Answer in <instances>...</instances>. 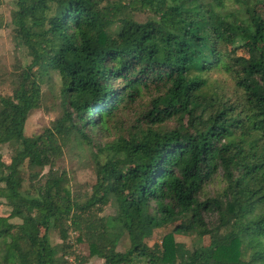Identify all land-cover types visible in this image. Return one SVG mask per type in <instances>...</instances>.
Masks as SVG:
<instances>
[{
  "label": "trees",
  "instance_id": "obj_1",
  "mask_svg": "<svg viewBox=\"0 0 264 264\" xmlns=\"http://www.w3.org/2000/svg\"><path fill=\"white\" fill-rule=\"evenodd\" d=\"M10 25L26 62L0 75V264H87L72 234L104 264H264V0H16ZM56 78L70 112L28 137ZM71 146L96 176L81 198L57 167Z\"/></svg>",
  "mask_w": 264,
  "mask_h": 264
},
{
  "label": "rangeland",
  "instance_id": "obj_2",
  "mask_svg": "<svg viewBox=\"0 0 264 264\" xmlns=\"http://www.w3.org/2000/svg\"><path fill=\"white\" fill-rule=\"evenodd\" d=\"M16 9V0H0V19H3L5 26L0 30V75H7L13 70L17 61L26 62V52L23 50H16L12 40V27L11 14ZM138 22H145L147 19L146 13H138L135 16ZM214 78L219 81H223L221 77L214 75ZM60 81L58 78L55 80L53 87L45 85L43 87L44 97L43 105L39 110L34 111L29 117L26 126L25 134L28 137L39 135L45 128L52 125L53 122L60 120L64 117L65 110L70 112L69 107L64 105L63 97L60 93ZM0 93L2 95H10L12 93L11 84L7 81L4 85L0 86ZM125 120V131L131 130L133 125L136 124V117L133 115L126 116ZM173 125V124H172ZM96 143H106L108 140H112L114 135L108 138V134L100 130H97L93 134H89ZM0 152L3 156L5 163L10 164L13 150L10 146H1ZM89 150L82 151L75 147H70L65 151L63 159L58 163L60 170H66L69 176V189L73 196L83 197L86 193L91 192L92 186L96 182V176L93 171L92 163L87 157ZM225 184L222 182L221 176H218L211 182L206 190L205 196L202 198L214 197L223 191ZM6 208L0 206V213L5 214ZM112 209H106L104 215L112 214ZM168 230L158 231L153 239L149 241L150 246L154 243H160L162 238L165 236ZM76 234H72L71 240L75 243L76 252L83 258L88 260L87 264H104L103 260L98 258L89 257V247L85 243H76ZM176 241L185 244V246L192 250L196 244L199 243V239L194 237L175 236ZM51 241L53 244H59L61 241L57 233L51 234ZM204 245L209 244V238L203 241ZM120 250L126 248V244L120 245ZM70 264H80V261H75L73 257L69 258Z\"/></svg>",
  "mask_w": 264,
  "mask_h": 264
}]
</instances>
